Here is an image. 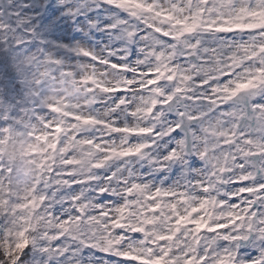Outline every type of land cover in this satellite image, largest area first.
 I'll return each instance as SVG.
<instances>
[{"label":"snow or ice","instance_id":"obj_1","mask_svg":"<svg viewBox=\"0 0 264 264\" xmlns=\"http://www.w3.org/2000/svg\"><path fill=\"white\" fill-rule=\"evenodd\" d=\"M110 2L122 9L120 19L140 25L134 46L108 45L85 59L126 80L120 87L96 85L115 98L100 109L107 110L104 117L52 105L51 115L29 130L46 147L26 153L41 154L37 167L45 173L43 189H33L27 204L51 207L56 192L50 188L70 186L63 207L51 212L61 230L54 238L59 244L66 234L79 237L89 253L96 250V264H264V0ZM62 13L60 0H0V20L26 24L45 52L51 29L59 33L57 46L69 38ZM0 74L12 77L7 60H0ZM152 88L161 103L147 111L167 112L163 133L131 126L133 96ZM4 115L0 105V141L10 142L19 129ZM90 127L105 134H85ZM192 129L203 134L206 147L192 157L187 178L172 179L164 167L153 170L159 176L112 167L156 141L174 157ZM124 136L151 141L112 145V137ZM85 169L91 172L84 175ZM5 230L0 221V238ZM17 249L28 251L24 243Z\"/></svg>","mask_w":264,"mask_h":264},{"label":"clouds","instance_id":"obj_2","mask_svg":"<svg viewBox=\"0 0 264 264\" xmlns=\"http://www.w3.org/2000/svg\"><path fill=\"white\" fill-rule=\"evenodd\" d=\"M60 5L65 23L71 26L69 38L60 40L57 46L59 33L51 29L53 34L46 37L50 44L47 52L34 30L26 24L8 16L0 20V60H7V68L14 77L13 80L0 74V105L5 109L4 118L10 120V126L19 129L10 142L0 141L3 144L0 147V161H3L0 168L4 169V175L0 177V221L6 229L0 238V253H7L0 259V264H96L92 258L97 255L96 250L89 253L79 237L66 234L59 244L54 238L61 230L51 212L63 196L72 191L70 186L50 188L56 192L51 207L46 204L35 208L27 204L32 199L33 189H43L45 173L37 167L41 154L26 153H30L33 147H46L27 133L38 128L42 119L51 115L48 110L52 105L61 108L67 105L69 110L75 108L82 113L94 110L104 117L107 110L100 109L115 98L103 95L96 85L120 87L126 77L123 73L106 72L101 65L91 64L85 56L88 53L100 56L106 46L122 42L130 50L140 25L120 19L122 9L110 0H60ZM2 6L6 11L8 4ZM160 87L167 89L169 86ZM131 102L136 113L131 121L132 127L160 128L162 133L166 130L167 112L161 108L159 113L150 115L147 111L153 107V102L161 103L155 88L135 94ZM92 132L105 134L95 127L88 128L85 134ZM189 137L191 140L184 138L182 144L177 142L179 150L174 157L170 158L166 145L156 141L157 146L146 148L139 157L117 159L112 167L147 168L155 176L160 172L153 170L164 167L172 179L187 178L192 171V157L198 156L206 147L202 133L192 129ZM150 141L151 138L146 136L135 140L131 136L112 137V145L117 147ZM99 155L96 153L97 158ZM89 172L91 169H85L83 174ZM94 187L85 189V195L91 196ZM59 206L63 207V204ZM22 231L25 233L23 236L20 235ZM21 243L25 244L27 252L17 249Z\"/></svg>","mask_w":264,"mask_h":264}]
</instances>
